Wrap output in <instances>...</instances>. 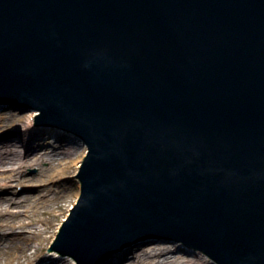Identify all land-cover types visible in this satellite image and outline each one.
Here are the masks:
<instances>
[{"label":"water","instance_id":"95a60500","mask_svg":"<svg viewBox=\"0 0 264 264\" xmlns=\"http://www.w3.org/2000/svg\"><path fill=\"white\" fill-rule=\"evenodd\" d=\"M7 102L87 153L53 247L118 264L172 237L264 264V0H0Z\"/></svg>","mask_w":264,"mask_h":264},{"label":"bare ground","instance_id":"6f19581e","mask_svg":"<svg viewBox=\"0 0 264 264\" xmlns=\"http://www.w3.org/2000/svg\"><path fill=\"white\" fill-rule=\"evenodd\" d=\"M23 118L21 116L17 121H23ZM4 122L7 121L0 120V125ZM32 126L33 122L31 121L24 124L25 131L21 132L24 137H20V142H23V146L20 150L13 148L10 149V154L7 151L8 155H4L5 153L0 154V188H12L18 184H23L25 189L29 188L33 190L37 188L38 190V194L33 195L31 198L18 200L15 198L8 202L9 204L15 201V206L20 207L18 213L16 210H10L8 208H6L7 212L0 211V231L2 233L0 236L4 239L0 241V264H68L66 262L67 258L63 255L53 259L46 258V250L49 248L54 236H57L59 233L62 223L59 221L68 214L65 211L64 203L57 201L60 197L54 194L52 195V193H55L54 185L60 181L63 175L68 172L74 174L78 172L79 165L82 164V159L85 154L81 148L80 152H76L78 155L69 158L70 161L67 162L65 158L66 154H71L74 151L73 148H69L65 155H40L34 159L32 154H34L35 148L42 144V142L37 141V133L31 132L30 127ZM42 129H45L44 134L48 136H52L53 133H58L54 127L47 126ZM63 136L61 134L57 137L58 143H63L65 140ZM4 145H16L15 140L0 142V147ZM43 161L48 162L49 168L46 170L41 165ZM23 163H26V167L36 166L35 164H37L38 171L35 177L23 176V169H21ZM16 164H19V166H16ZM56 164H58V169L55 168ZM49 169L52 170L50 171L53 174L52 178H56L55 182L51 181L52 178L47 177L49 176ZM38 175L40 176L37 177ZM17 180H21L22 183L17 182ZM50 199L55 200L53 205H49L48 201ZM49 207L50 209H48ZM19 229H26L27 233ZM177 242L179 241H175L173 244L178 247ZM153 247L155 245H151L149 248ZM149 248H146V250ZM175 249L176 247L173 246H164L160 250L142 255L137 259H131L125 264H219L211 257H209L208 261H204V257L198 258L197 255L202 254L201 251L196 254V257H188L185 260H180L177 257L165 263L161 261V258H165L170 251ZM73 264L77 263L75 262ZM118 264L120 263L118 262Z\"/></svg>","mask_w":264,"mask_h":264},{"label":"rangeland","instance_id":"374dc122","mask_svg":"<svg viewBox=\"0 0 264 264\" xmlns=\"http://www.w3.org/2000/svg\"><path fill=\"white\" fill-rule=\"evenodd\" d=\"M40 114L41 112L39 111L30 109V108H27L21 105L18 106L14 103H10V102H7L6 104L0 103V120L7 121L0 125V142H3L5 140L6 141L15 140V144H16L12 146L4 145L3 147H0V154L5 153L4 155H8L11 153L10 149L18 148L20 150L22 148L23 142L22 143L20 142L21 140L20 137H24V136L21 134V132L25 131L24 124H26L28 121H31L33 122V126L30 127L31 132L37 133L38 140L37 139L36 140L38 142H42V144L38 145V147L35 148L34 154H32L34 159L40 155H44V156H54L57 154L65 155L69 148H73L74 151H72L71 154L70 153L66 154L65 158L67 162L70 161L69 158L76 157L78 155V153L76 152L81 151V146L78 140L76 139L75 135L66 133V132H59V131L58 133H53L52 136H48L47 134H44L45 129H42V128L44 127L43 125L45 124L37 123L39 122ZM21 116L24 117L23 121H17V119ZM41 120H43V118ZM61 134L62 135L64 134L63 138L65 140L63 141V143L62 142L58 143L57 137H59ZM23 148L25 149V147ZM7 151H8V154H7ZM35 165L36 166L26 167V163H23L22 168H21L23 169V176L35 177L38 171V166L37 164ZM41 165L43 166V169L45 170L49 168L47 161H43ZM80 165H79V168H80ZM16 166H19V164H16ZM55 168L58 169V164H56ZM50 171L52 170L49 169V172H48L49 176L46 175L48 178H52L53 176V174H51ZM78 172H79V169H78ZM78 172H76V174L68 172L67 174L63 175V177L60 179L58 183H56V185L53 184L55 186V193L53 192L52 195L54 194L60 197L57 201L59 202L62 201L64 203L65 211L68 213L71 210V208L74 206V204L78 201V198L80 195V182L77 178ZM39 176L40 175H38L37 177ZM52 179L51 181L55 182L56 178H52ZM17 182L22 183L21 180H17ZM37 191H38L37 188L33 190L29 188L25 189V186L23 184H18L12 188H0V211L7 212L6 208H8L10 210H16L18 213V210L20 209V207L15 206L16 204L15 201L14 202L12 201L9 204L8 202L15 198L17 200L23 199V198H31L33 195L38 194ZM54 201H55L54 199L53 200L50 199V201H48L49 205H53ZM50 207L48 209H50ZM6 216L9 217V215L7 214ZM62 220H60L59 222L61 223ZM19 230H24L23 232L27 233L26 229H19ZM1 234L2 233L0 231V235ZM55 236L52 239V242L50 243L49 248L46 250V258L48 259H53L55 257H58L61 254L59 249L57 247H53L52 245L53 240L55 239ZM169 239L170 237H152V238H146L144 240H141L136 245V248L134 246L132 249H130V251L127 252L126 256L121 261H118V262L120 264H125L127 263V261H130L131 259H137L138 257L142 255L152 253L155 250H160V248L164 246L165 247H169V246L176 247L175 250L170 251L168 253V255L165 257L166 259L161 258V261L164 263L167 261H171L172 259L177 258V257L180 258V260H185L188 257H196L197 252L200 251V250H195L193 248H190L188 246H183V245H181L182 247H180L179 245L177 247L173 244V241ZM3 240L4 239L1 238L0 236V241H3ZM151 245H155V247L149 248L151 247ZM146 248H149V249L146 250ZM61 255L67 258L66 262L68 264L74 263L73 262L74 260L71 258L73 257L72 255H69V254H61ZM203 256L205 255H202V254L197 255L198 258H203ZM207 259H208L207 257L206 259L204 258V261Z\"/></svg>","mask_w":264,"mask_h":264}]
</instances>
